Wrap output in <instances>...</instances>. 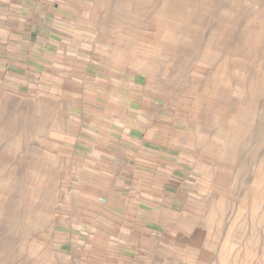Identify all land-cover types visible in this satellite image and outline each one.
Listing matches in <instances>:
<instances>
[{
    "label": "rangeland",
    "instance_id": "1",
    "mask_svg": "<svg viewBox=\"0 0 264 264\" xmlns=\"http://www.w3.org/2000/svg\"><path fill=\"white\" fill-rule=\"evenodd\" d=\"M143 2L134 42L194 133V185L162 243L164 264H264V0ZM61 128L45 105L0 91V264H112L69 241L76 168Z\"/></svg>",
    "mask_w": 264,
    "mask_h": 264
},
{
    "label": "crops",
    "instance_id": "2",
    "mask_svg": "<svg viewBox=\"0 0 264 264\" xmlns=\"http://www.w3.org/2000/svg\"><path fill=\"white\" fill-rule=\"evenodd\" d=\"M147 6L0 0V91L61 119L59 147L76 168L78 213L68 220L77 234L69 241L112 264H164L162 243L194 185L186 153L194 133L166 102L165 79L150 73L156 68L131 31L133 8Z\"/></svg>",
    "mask_w": 264,
    "mask_h": 264
}]
</instances>
